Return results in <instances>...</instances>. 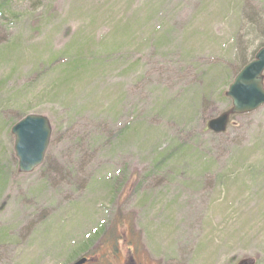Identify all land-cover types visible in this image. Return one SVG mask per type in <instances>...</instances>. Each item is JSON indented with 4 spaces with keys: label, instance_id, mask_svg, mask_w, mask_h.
<instances>
[{
    "label": "rangeland",
    "instance_id": "1",
    "mask_svg": "<svg viewBox=\"0 0 264 264\" xmlns=\"http://www.w3.org/2000/svg\"><path fill=\"white\" fill-rule=\"evenodd\" d=\"M247 5L0 0V264H264V104L206 128L262 46ZM27 114L52 132L20 173Z\"/></svg>",
    "mask_w": 264,
    "mask_h": 264
},
{
    "label": "water",
    "instance_id": "2",
    "mask_svg": "<svg viewBox=\"0 0 264 264\" xmlns=\"http://www.w3.org/2000/svg\"><path fill=\"white\" fill-rule=\"evenodd\" d=\"M264 46L254 54V58L245 64L234 76L225 91L231 101V107L208 120L206 126L213 133L224 132L231 115L246 114L264 104ZM14 136L13 150L18 160V171L27 173L43 160L47 148L51 127L48 119L41 115L28 114L11 127ZM85 258L73 264H84Z\"/></svg>",
    "mask_w": 264,
    "mask_h": 264
},
{
    "label": "trees",
    "instance_id": "3",
    "mask_svg": "<svg viewBox=\"0 0 264 264\" xmlns=\"http://www.w3.org/2000/svg\"><path fill=\"white\" fill-rule=\"evenodd\" d=\"M256 11V10H255ZM254 11V7L252 5H247L243 8L240 7L238 17L240 18V26L243 28L246 38L242 37V40H239V45L242 49L239 50L241 53V58L244 59L245 49H248V46L253 45L255 42L260 45H264V25L263 21L258 18V10L257 13ZM243 41V42H242ZM238 42V41H237ZM242 43V45L240 44ZM243 61V60H242ZM246 64V63H245ZM120 236V235H118Z\"/></svg>",
    "mask_w": 264,
    "mask_h": 264
}]
</instances>
